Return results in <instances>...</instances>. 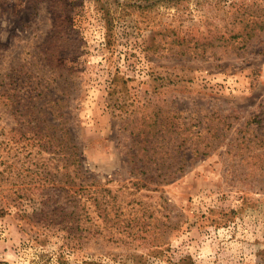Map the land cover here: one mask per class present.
I'll return each mask as SVG.
<instances>
[{
	"label": "rangeland",
	"instance_id": "obj_1",
	"mask_svg": "<svg viewBox=\"0 0 264 264\" xmlns=\"http://www.w3.org/2000/svg\"><path fill=\"white\" fill-rule=\"evenodd\" d=\"M0 264H264V0H0Z\"/></svg>",
	"mask_w": 264,
	"mask_h": 264
},
{
	"label": "trees",
	"instance_id": "obj_2",
	"mask_svg": "<svg viewBox=\"0 0 264 264\" xmlns=\"http://www.w3.org/2000/svg\"><path fill=\"white\" fill-rule=\"evenodd\" d=\"M249 10V8H248V5H247V9L245 10V11H248ZM253 26H250L249 28H248V26H247V28L245 29L246 30V35H245V37H244V39L246 40V39H249V38H251L252 36H253V34H251V31L250 30H252V29H250V28H252ZM153 124H152V126H154L155 125V121H153L152 122ZM163 123V122H162ZM73 146V145H72ZM73 148H77L75 145L73 146ZM75 150V149H74Z\"/></svg>",
	"mask_w": 264,
	"mask_h": 264
}]
</instances>
